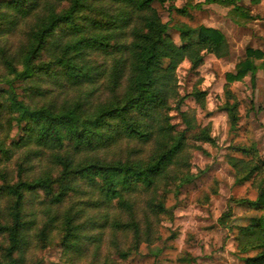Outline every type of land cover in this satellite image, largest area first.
<instances>
[{
    "label": "trees",
    "instance_id": "16d2710c",
    "mask_svg": "<svg viewBox=\"0 0 264 264\" xmlns=\"http://www.w3.org/2000/svg\"><path fill=\"white\" fill-rule=\"evenodd\" d=\"M177 1L0 0V65L5 70L0 73V117L8 114V124L15 125L20 133L11 148L27 149L25 161L39 151L49 150L54 152L61 168L56 178L26 180L23 164H19V181L0 187V200L10 199L7 213L0 210V237L6 238L0 264L24 262L26 231L31 224L23 209L27 193L43 192L56 207L72 194L91 197L98 194L106 206L115 203L118 208L131 209L130 194L139 186L144 191L156 189L161 180L170 177V168L179 164L190 128L176 135L167 116L171 102L178 99L177 68L189 61L191 69L197 70L204 64L205 54L222 58L229 51V44L217 29L182 25L176 27L178 45L168 34V26L156 8L169 4L170 10L188 15V5L177 9ZM207 2L227 8L229 19L238 26L256 20L237 0ZM25 24H28L26 40L14 50L8 36ZM100 58L109 61L106 63L109 67L104 68L106 65ZM262 60L264 52L248 49L246 59L236 66L234 73L227 75V86L247 77L254 86L258 72L255 62ZM98 86L104 87L102 96H108L103 102L90 100L97 92L95 89L89 92L87 100L64 96L60 102L58 97L51 98L57 88ZM229 87L224 109L231 129L235 130L239 122L238 104L231 105L234 96ZM196 97L201 103L205 93L197 92ZM124 141L154 143L150 160L110 161L100 156ZM239 150L247 157L254 156L252 150ZM0 153L10 159L11 150L5 148L2 140ZM239 164L241 181L264 170V162L234 160L236 168ZM79 183H85L91 190L82 189ZM249 204L264 211V177L256 201ZM86 205L100 207L96 201ZM151 207L154 212L166 213L161 200ZM84 211L72 207L62 217L61 242L67 251L78 253L86 224L92 221L91 217L82 221ZM232 216L230 209L220 224L228 228ZM57 220L58 216L49 218L40 234L43 240ZM250 221L247 227L239 228V249L242 252L263 249L258 256L247 258L245 264H264V214ZM111 226L116 230L132 229L136 240L133 251L138 252L142 235L136 220L131 223L115 220ZM145 234L150 236V228ZM119 253L128 259L131 252Z\"/></svg>",
    "mask_w": 264,
    "mask_h": 264
},
{
    "label": "rangeland",
    "instance_id": "374dc122",
    "mask_svg": "<svg viewBox=\"0 0 264 264\" xmlns=\"http://www.w3.org/2000/svg\"><path fill=\"white\" fill-rule=\"evenodd\" d=\"M207 1L178 0L175 7L182 9L188 5V15L170 10L169 4L156 7L168 26V34L178 45L180 39L176 27L182 25L217 29L226 36L229 44V51L222 58L205 54L204 64L197 70L191 69L189 61L177 68L178 99L171 102L167 116L176 135L188 127L190 131L186 134L187 145L179 164L170 168V177L161 180L159 186L150 191L139 186L129 195L131 209L118 208L115 203L106 206L95 192L92 197L72 194L59 207L53 206L43 192L27 193L23 209L26 220L31 224L26 231L23 264H245L247 258L263 252V249L242 252L239 249V228L247 227L252 218L264 214L249 204L257 199L264 170L247 181H241L239 178L243 175L238 174L241 164L236 168L233 162H264V60L255 62L258 72L254 86L247 77L229 87L227 75L234 73L236 66L246 59L248 49L264 52V0H237L238 5L256 18L245 26L232 22L227 8ZM27 25L8 36L14 50L26 40ZM102 61L106 65L104 68L109 67V61L100 58ZM3 72L5 70L0 65V73ZM228 87L234 96L230 100L231 105L238 104L239 122L235 130L231 129L224 109ZM94 89L97 92L90 98L93 103L106 100L108 96H102V86L57 88L51 98L58 97L60 102L64 101V96L71 100H87L89 92ZM197 92L205 93L201 103L196 97ZM179 98L182 99L180 103L177 102ZM8 120V114L0 117V140L5 148L11 150L9 160L0 153V187L19 181V164H23L26 180L45 176L56 178L61 168L55 161L54 152L42 150L25 161L27 149L11 148L20 133L15 125L8 124ZM154 146V143L124 141L101 152L100 156L110 161H149ZM240 148L252 150L254 156L247 157ZM79 184L82 189L91 190L85 183ZM160 200L165 203L164 214L154 212L151 207ZM89 201L98 202L100 207H88ZM9 206L10 199L0 200L3 214L7 213ZM72 207L85 210L82 221L88 217L92 219L90 223L86 221L89 224L83 231L78 253L67 251L61 242L62 217ZM230 209L233 216L229 227L224 228L220 219ZM53 216H58V220L43 240L41 231ZM115 220L120 223L138 222L142 235L138 252L133 251L136 244L134 231L116 230L111 226ZM147 228H150L149 237L145 234ZM4 246L6 238L0 237V257ZM121 251L131 252L128 259L120 256Z\"/></svg>",
    "mask_w": 264,
    "mask_h": 264
}]
</instances>
